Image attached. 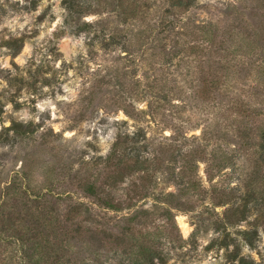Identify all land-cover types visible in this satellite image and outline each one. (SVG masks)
Here are the masks:
<instances>
[{"label":"rangeland","instance_id":"1","mask_svg":"<svg viewBox=\"0 0 264 264\" xmlns=\"http://www.w3.org/2000/svg\"><path fill=\"white\" fill-rule=\"evenodd\" d=\"M66 4L0 0V264H264V0Z\"/></svg>","mask_w":264,"mask_h":264},{"label":"trees","instance_id":"2","mask_svg":"<svg viewBox=\"0 0 264 264\" xmlns=\"http://www.w3.org/2000/svg\"><path fill=\"white\" fill-rule=\"evenodd\" d=\"M141 1V0H117V5H119L123 11H128V8L131 7V11L130 12H134L135 10H138V5L137 3ZM166 3H167V7L169 6V8H166L163 12L164 14H169L170 13V10H185L187 9L189 6H191L195 0H164ZM65 2L67 3L66 6L68 9H72L73 6H74V0H65ZM142 6H145L147 7V4L146 2H144L142 4ZM135 13V12H134ZM158 26H164L166 21L163 17L158 19ZM169 21V20H167ZM163 32V31H161ZM206 85H209V86H213V85H217L216 82L214 81H211L210 84L209 82L208 83H205ZM208 86V87H209ZM220 86V85H218ZM209 91V90H207ZM207 91H205V93H207ZM118 144H119V139L116 141V143L114 144V149L116 150L118 148ZM252 153L255 154L256 158H255V163H256V166H259V165H264V128L260 130V132L257 134V138L255 140V146L253 147L252 149ZM124 156V155H123ZM112 157V155H109L108 156V159L110 160ZM143 163V161H140L138 160V158H136L134 161H133V164H134V167L135 168H138V169H141L140 166H142L141 164ZM144 164V163H143ZM85 191L95 197V198H100V193L98 191H96L95 187L93 185H90L89 187H87V189H85ZM260 198H262L261 200H264V196L260 195L259 196ZM100 200V199H99ZM255 200H257L255 198ZM101 204L105 207H108V208H118L117 205H115L113 202L111 201H106V200H102L101 201ZM247 206V203H243L242 204V211H241V214H242V218L245 217V210H246V207ZM243 234H247L248 235V232L247 231H243ZM245 237V236H244ZM19 238H21L19 236ZM22 239V238H21ZM247 239V242L249 244H252V240L250 238H245ZM45 246H48V245H45ZM46 264H62V262L60 261H57L56 259H54V261H49V258L46 259ZM150 263L151 264H155L153 262V256H150V259H149ZM243 263L246 262V260H241Z\"/></svg>","mask_w":264,"mask_h":264}]
</instances>
